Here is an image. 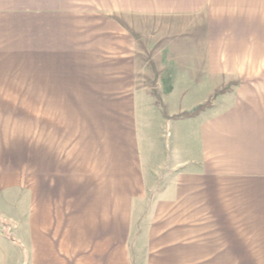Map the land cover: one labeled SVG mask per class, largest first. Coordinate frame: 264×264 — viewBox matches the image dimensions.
Returning <instances> with one entry per match:
<instances>
[{"label":"crops","instance_id":"1","mask_svg":"<svg viewBox=\"0 0 264 264\" xmlns=\"http://www.w3.org/2000/svg\"><path fill=\"white\" fill-rule=\"evenodd\" d=\"M81 1L0 0V72L7 67L8 24L16 35L26 13L33 22L51 21L39 53L48 66L38 70L54 73L38 77L57 80L48 82L56 90L67 86L61 80L73 66L87 69L82 56L92 45L95 70L115 72L119 80L127 69L128 96L141 102L134 82L137 55L149 56L151 62L139 67L153 72L144 102L159 103L153 108L166 125L154 130L150 124L146 132L164 137L148 149L134 139L136 159L121 164L125 186L92 197V210H51L50 199L35 202L30 264H133L141 202L149 215L146 238L138 241L143 264H264V79L215 78L216 10L232 0H95L94 19L52 15L77 11ZM82 23H94V41ZM17 211L24 216L28 210ZM0 214L6 219L9 213ZM5 239L0 264L9 262Z\"/></svg>","mask_w":264,"mask_h":264},{"label":"rangeland","instance_id":"2","mask_svg":"<svg viewBox=\"0 0 264 264\" xmlns=\"http://www.w3.org/2000/svg\"><path fill=\"white\" fill-rule=\"evenodd\" d=\"M232 1V6L228 4L230 7L220 12L216 10L215 78L264 79V0ZM79 6L77 11L62 10L52 15L77 13L94 19L95 0H82ZM25 15L22 29L16 35L14 24H8L3 45L7 67L0 72L3 83L0 85V92L3 91L0 93V210L9 213L7 220L0 217V238L9 239L8 264H14L12 258H17L20 264L23 258L24 264H30L29 215L35 202L38 206L43 199L46 202L50 199L51 210H92L89 207L92 197L97 194L106 197L112 187L116 190V186H125L123 175L127 170L121 164H126L127 157L136 159L134 139L137 138L136 145H142V149L151 148L152 144L158 146L164 136L159 132L151 136L146 130L151 128L150 124L154 130L156 125H166L156 111L159 103L144 102L149 99L145 94L147 74L153 72L139 67L151 62L149 56L137 55L134 82L142 93L141 102L137 101L138 96L134 97L136 101L128 96L131 92L127 69L120 70L119 80L112 77L115 72L95 70L97 49L92 45L87 55L82 56V67L87 69L73 66L61 80L67 86L56 90L52 85L48 87V82L57 80L38 77L48 78V74L54 73L38 70L48 62L42 59L44 50L40 47L47 45L45 33L50 30L51 21L40 17L33 22L31 14ZM82 25V31L94 41L97 31L94 23ZM105 58L104 55V63ZM146 208L144 202L137 206L141 215L137 244L131 248L133 264L144 263V247L138 241L146 238L143 224L149 217L144 214ZM17 210L28 211L21 216Z\"/></svg>","mask_w":264,"mask_h":264}]
</instances>
